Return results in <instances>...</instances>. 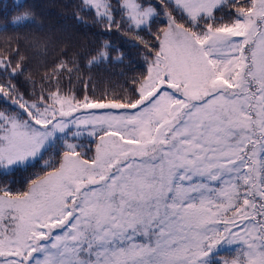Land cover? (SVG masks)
Segmentation results:
<instances>
[{"label": "snow or ice", "instance_id": "1", "mask_svg": "<svg viewBox=\"0 0 264 264\" xmlns=\"http://www.w3.org/2000/svg\"><path fill=\"white\" fill-rule=\"evenodd\" d=\"M78 8L142 46L143 71L98 89L61 59L25 93L4 46L0 176L34 171L0 182V264H264V0ZM13 10L0 32L34 23ZM123 61L104 40L88 66Z\"/></svg>", "mask_w": 264, "mask_h": 264}, {"label": "trees", "instance_id": "2", "mask_svg": "<svg viewBox=\"0 0 264 264\" xmlns=\"http://www.w3.org/2000/svg\"><path fill=\"white\" fill-rule=\"evenodd\" d=\"M13 4L14 0H0V26L8 25L13 16L20 14V10H13ZM25 4L32 10L34 23L0 32V54H3L4 46L9 40L13 42V48L18 41L20 56L25 58V75L13 81L21 91H30L31 85L26 83V77L30 75L33 80L39 82L45 72L61 59L75 58L80 67V78L83 81L91 78L98 89H119L125 85L128 77L143 71V61L139 54L142 46L131 47L121 33L101 32L98 26L92 24L90 12H80L86 22L77 20L75 14L79 11L80 0H25ZM141 35L150 39L147 33ZM104 40L110 41L114 47L124 52L123 63H101L89 67L88 59ZM7 51L11 55L13 50ZM112 56L115 57L116 52H113ZM122 72L124 75H121ZM73 83L77 88L83 87V84L75 79ZM4 106L0 104V107ZM32 171L34 169H29L28 172L20 171L14 177L0 176V182L5 179L14 180L16 183L13 186L19 187ZM222 258H229L228 254H222Z\"/></svg>", "mask_w": 264, "mask_h": 264}]
</instances>
